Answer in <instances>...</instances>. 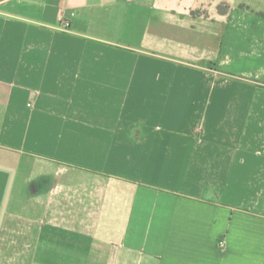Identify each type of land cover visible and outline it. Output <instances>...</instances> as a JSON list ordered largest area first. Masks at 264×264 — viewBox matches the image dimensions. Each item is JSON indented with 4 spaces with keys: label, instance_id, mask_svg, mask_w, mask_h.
Wrapping results in <instances>:
<instances>
[{
    "label": "crops",
    "instance_id": "1",
    "mask_svg": "<svg viewBox=\"0 0 264 264\" xmlns=\"http://www.w3.org/2000/svg\"><path fill=\"white\" fill-rule=\"evenodd\" d=\"M256 1L0 0V264H264Z\"/></svg>",
    "mask_w": 264,
    "mask_h": 264
},
{
    "label": "rangeland",
    "instance_id": "2",
    "mask_svg": "<svg viewBox=\"0 0 264 264\" xmlns=\"http://www.w3.org/2000/svg\"><path fill=\"white\" fill-rule=\"evenodd\" d=\"M260 1L263 2V5L261 6V8H262V7L264 8V0H257L256 2H260Z\"/></svg>",
    "mask_w": 264,
    "mask_h": 264
},
{
    "label": "trees",
    "instance_id": "3",
    "mask_svg": "<svg viewBox=\"0 0 264 264\" xmlns=\"http://www.w3.org/2000/svg\"><path fill=\"white\" fill-rule=\"evenodd\" d=\"M199 14V12H192V15L193 16H196V15H198Z\"/></svg>",
    "mask_w": 264,
    "mask_h": 264
}]
</instances>
